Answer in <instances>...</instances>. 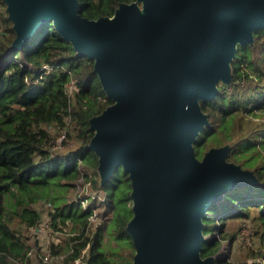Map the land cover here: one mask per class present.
Here are the masks:
<instances>
[{
	"label": "water",
	"instance_id": "1",
	"mask_svg": "<svg viewBox=\"0 0 264 264\" xmlns=\"http://www.w3.org/2000/svg\"><path fill=\"white\" fill-rule=\"evenodd\" d=\"M3 1L12 50L51 22L93 60L112 104L89 119L88 147L100 185L118 168L128 174L131 264H213L201 257L202 219L225 193L258 181L226 159L227 145L196 157L208 125L199 102L230 83L237 47L264 29V0H135L96 20L80 16L78 0Z\"/></svg>",
	"mask_w": 264,
	"mask_h": 264
},
{
	"label": "trees",
	"instance_id": "2",
	"mask_svg": "<svg viewBox=\"0 0 264 264\" xmlns=\"http://www.w3.org/2000/svg\"><path fill=\"white\" fill-rule=\"evenodd\" d=\"M132 1L78 0L79 14L93 20L111 17L119 3ZM5 8L0 0V264H14L13 259L25 256L26 239L11 221L36 226L41 213L32 205L41 201L50 204L53 230L71 233L62 245L51 246L55 256H64L63 264L78 258L85 247V264H131L135 250L125 230L132 216L128 174L118 168L100 185L98 158L88 147L94 133L89 119L112 104L100 87L93 60L77 55L51 22L12 50L15 31ZM230 65V83L218 82L219 93L199 102L208 125L193 147L200 159L212 147L229 146L226 159L253 171L258 185L228 191L207 211L201 257L213 256V264H264V29L253 34L252 45L237 47ZM71 79L77 90L69 97L65 85ZM63 130L74 139L73 147L52 150ZM80 180L103 198L82 193L69 200V189ZM97 208L109 218L88 233L87 219ZM232 219L242 220L256 240L255 247H248L249 262L232 261L222 253L236 240L224 231Z\"/></svg>",
	"mask_w": 264,
	"mask_h": 264
},
{
	"label": "rangeland",
	"instance_id": "3",
	"mask_svg": "<svg viewBox=\"0 0 264 264\" xmlns=\"http://www.w3.org/2000/svg\"><path fill=\"white\" fill-rule=\"evenodd\" d=\"M0 36H1V32H0ZM64 130L61 132L60 136L63 134ZM60 136L58 135L57 138L55 139V143L56 141L60 138ZM67 143V144H66ZM64 146L57 149L56 151L58 152H64L66 151V149H69L71 147H73L74 145V139L71 137H67V142L66 140L64 141ZM78 190H80L79 192L82 193H86V194H91L92 196L101 198L102 197V193H99V191H95L92 190L90 188L89 184H82V182H78ZM58 193V192H55ZM79 195V193L77 192L76 188H70L67 194V198L69 200H72L74 198H76ZM43 203L45 202H38L33 206V208L37 209L38 211H42L43 209ZM96 212L99 213V217L97 219V224H102L105 223L107 221V219L109 218V215H104L105 211L102 208H97ZM242 220L238 219V220H229L225 225H224V231L225 233L228 234H235L236 235V240L229 246L228 249L223 248V246L221 248H223L222 253L225 255V257L230 258L232 261H251V258H248L247 254H248V247L250 245H252L253 247L256 246V240L253 238V240L251 239V235H250V230H248L245 227H242ZM98 224V225H99ZM11 226L12 228L16 229L18 232L21 233L22 236H24V238L26 239V243L29 246H36L37 247V240L36 238H31L30 233H25L24 234V227L23 226H19L18 223V219L17 218H13V220L11 221ZM249 228V227H248ZM217 228H214V233H217ZM48 232V239H52V238H57L59 240V245L63 244L64 240L66 239L67 235H71V233H60L58 231H54L53 228L50 226V229L47 231ZM108 238V236H107ZM46 240V239H44ZM113 241V240H111ZM227 241L223 242L222 245H226ZM63 258L60 257H56L53 259V261L51 262V264H63L64 262H62ZM31 264H38L36 261H33Z\"/></svg>",
	"mask_w": 264,
	"mask_h": 264
},
{
	"label": "built area",
	"instance_id": "4",
	"mask_svg": "<svg viewBox=\"0 0 264 264\" xmlns=\"http://www.w3.org/2000/svg\"><path fill=\"white\" fill-rule=\"evenodd\" d=\"M43 67L46 69L49 68L47 65H45ZM65 89H66L65 92L69 97H71L73 95V92L77 90L75 87L74 81L72 79L66 83ZM65 140L67 142V133L64 130L63 134L56 141V143L54 142L52 144V150H57V149L63 147L64 146L63 143ZM79 182H82V181L80 180ZM85 184H89V183H85ZM78 185L79 184L77 183L76 184V190L80 195L81 193L79 192L80 190H78ZM89 195H91V194H89ZM93 197H95V196H93ZM96 198H98V197H96ZM102 198H103V194H102V197L98 198V199H102ZM80 203H81L82 207H85L86 201H81ZM49 206H50L49 203H43V209H42V211H39L41 213V220L39 221V223L36 226L24 227V231H23L24 234L28 232V233H30L31 238H36L37 247L36 246H29L28 247V245H27L25 256L17 258V259H13L12 262L14 264H26V263L31 264L33 261H36L37 263H40V262L51 263L53 261V259L56 257L64 258L63 255L55 256L51 252V246L59 244V240L57 238H52L50 240L47 238L48 237L47 231L50 229V226H51V217H50L49 211H48ZM92 210H93V213L87 219V223H86V227H85V231L88 233L94 231V229L99 224V223L97 224V219L99 217L98 216L99 213L96 212L97 209H92ZM44 239H46V240H44ZM86 250H87V247L83 248L81 250L82 252H81L80 256L78 258L72 260L70 264H85L84 257L87 253Z\"/></svg>",
	"mask_w": 264,
	"mask_h": 264
}]
</instances>
